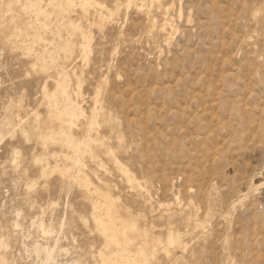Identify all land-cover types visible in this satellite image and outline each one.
<instances>
[{"label":"rangeland","instance_id":"1","mask_svg":"<svg viewBox=\"0 0 264 264\" xmlns=\"http://www.w3.org/2000/svg\"><path fill=\"white\" fill-rule=\"evenodd\" d=\"M127 1L0 0V264H264V0Z\"/></svg>","mask_w":264,"mask_h":264},{"label":"bare ground","instance_id":"2","mask_svg":"<svg viewBox=\"0 0 264 264\" xmlns=\"http://www.w3.org/2000/svg\"><path fill=\"white\" fill-rule=\"evenodd\" d=\"M63 2H65V3H67L66 1H68V4L70 3L69 1H71L72 2V0H62ZM91 0H81V2H82V5H86L87 3H89ZM92 1H94V0H92ZM81 2H79V3H81ZM127 2H131L130 0L129 1H127ZM126 2V3H127ZM152 2H155V1H152ZM159 1H157V3H158ZM62 3V2H61ZM73 3V2H72ZM71 3V4H72ZM132 3H133V1H132ZM135 3V2H134ZM128 4V3H127ZM136 4V3H135ZM81 5V6H82ZM87 5H91V4H87ZM86 5V6H87ZM99 5V4H98ZM150 5H152V4H150ZM64 6V5H63ZM100 6V5H99ZM68 7V6H67ZM101 7H103L102 5H101ZM42 10V9H41ZM71 12V11H70ZM163 18H165V17H163ZM66 19V18H65ZM169 19V18H168ZM166 20V19H165ZM163 21H164V19H163ZM166 22H167V20H166ZM170 22H171V20H170ZM160 23V22H159ZM158 23V24H159ZM163 23V22H162ZM164 23H165V21H164ZM156 24V23H155ZM166 24V23H165ZM157 25V24H156ZM159 25H161V23L159 24ZM159 25H158V27H159ZM168 25V24H167ZM167 25H165V26H167ZM170 26V25H169ZM168 26V27H169ZM172 26V25H171ZM173 27V26H172ZM171 27V28H172ZM165 28V27H164ZM170 28V29H171ZM161 29H163V26L161 27ZM157 30V29H156ZM165 30V29H164ZM167 30V29H166ZM165 30V31H166ZM165 31H163V32H165ZM84 33V32H83ZM86 35V34H85ZM165 35V34H164ZM83 37V36H82ZM167 39V38H166ZM82 41L80 42V48H81V50H82V52H83V54H84V56L86 57L87 56V54H88V51H89V47H90V45H89V39H88V37H87V35L83 38V39H81ZM169 41V40H168ZM63 46V45H62ZM66 67V66H65ZM67 68V67H66ZM65 70V69H64ZM65 71H67V69L65 70ZM64 71V72H65ZM65 74V73H64ZM45 91H46V96L47 97H49V98H54L53 100L55 101V99H56V104L58 103V102H60L57 98H59L60 96H61V98H62V100L65 102V104H67L68 106H69V110H62V111H55V112H53V114L51 115V121L52 122H56V124L58 125V128L62 131V133H63V135H65V137H66V135H69L70 133H71V129H72V127L74 126V125H76V120L80 117V116H84V115H86V112H85V109L80 105V104H78V103H75L74 102V100L70 97V95H69V93H68V90H67V81H66V78H65V76L63 75L62 77H61V79L56 83V86L55 87H53L52 89H50V90H47V89H45ZM80 93V87L78 88V91H77V93L76 94H79ZM58 100V101H57ZM61 100V101H62ZM96 101H97V99H96ZM59 104V103H58ZM66 105V106H67ZM56 107H57V105H56ZM58 108V107H57ZM62 109V108H61ZM93 113V112H92ZM91 115H93V114H91ZM96 117H97V115H96ZM92 118V117H91ZM90 122H89V124H88V130L90 131V129L92 128L93 129V125H95V124H97L98 123V121H97V119H95L94 118V116H93V118L91 119V120H89ZM56 128H57V126H56ZM88 131V132H89ZM61 133V134H62ZM89 134V133H88ZM87 136H89V135H87ZM2 137H3V135H2V132L0 131V140L2 139ZM60 138V137H59ZM89 138V137H88ZM93 138V137H92ZM97 138V137H96ZM96 138H94V139H96ZM51 139H52V137H51ZM54 139V138H53ZM70 139V138H69ZM72 139V138H71ZM93 139V140H94ZM99 139V138H98ZM101 139V138H100ZM86 140H87V142H88V139L86 138ZM85 140V141H86ZM92 140V139H91ZM61 141H62V139H61ZM65 140H63V142H64ZM70 141H72V140H70ZM81 141V140H80ZM80 141H79V143H80ZM100 142V141H99ZM75 143H76V141H75ZM68 144H69V142H68ZM78 144V143H77ZM98 144V143H97ZM80 145V144H79ZM88 145H90V143L88 144ZM87 145V146H88ZM82 146V145H81ZM109 147V146H108ZM107 147V148H108ZM78 148H80L79 146H78ZM91 147H89V149H90ZM88 149V150H89ZM80 150H82V149H80ZM91 150V149H90ZM109 150H110V148H109ZM90 152V151H89ZM18 153V151L16 150L15 151V155ZM46 161V160H45ZM47 162V161H46ZM116 163H118V164H120V162L118 161V160H116ZM45 167H46V165H44ZM121 166H122V163H121ZM69 168V167H68ZM70 168H71V166H70ZM127 170V169H126ZM125 168H124V173H125ZM78 171V170H77ZM81 171V170H80ZM49 172V171H48ZM50 173V172H49ZM48 173V174H49ZM126 173H127V171H126ZM129 173V172H128ZM46 176V175H45ZM132 176V175H131ZM128 179V178H127ZM130 179V178H129ZM132 179V178H131ZM134 180H135V177H134ZM132 181V180H131ZM136 182V181H135ZM91 184V183H90ZM140 184V183H139ZM95 187V186H94ZM96 188V187H95ZM93 189V188H92ZM98 190V189H97ZM94 191V190H93ZM100 191V190H99ZM97 192V191H96ZM101 192V191H100ZM103 193V192H102ZM105 194V193H104ZM102 197V196H101ZM110 198V197H109ZM97 200V199H96ZM110 200V199H109ZM104 203V202H103ZM92 204V203H91ZM102 204V203H101ZM93 206H94V204H93ZM97 206V205H96ZM106 206V212L107 213H109V214H111V215H113L112 213L114 212V207H115V203H114V200L112 199V200H110V201H107V204L105 205ZM104 210V209H103ZM106 215V214H105ZM115 216V215H114ZM100 218V217H99ZM103 218V217H102ZM116 218V217H115ZM117 218H119V217H117ZM192 218V217H191ZM108 219H111V218H108ZM112 219H113V216H112ZM196 219V218H195ZM115 220V219H114ZM113 220V221H114ZM189 220V219H188ZM119 221V220H118ZM117 221V222H118ZM101 222V221H100ZM115 223H116V221H114ZM121 223V222H120ZM125 224H126V222H124ZM129 223V222H128ZM131 224V223H130ZM130 224H128V226L130 225ZM197 224V223H196ZM14 225L16 226L17 225V223H14ZM111 225H113V226H116V225H114V224H111ZM127 225H126V227H128ZM39 227H40V229L42 230V232L43 233H46V232H48L49 233V230H51V228H48V229H46L45 227H44V224L43 223H40L39 224ZM118 227H120L119 225H118ZM123 227H125V226H123ZM129 227H132V226H129ZM123 229V228H122ZM131 229V228H130ZM108 230V229H107ZM111 230V229H110ZM120 230H121V228H120ZM124 230V229H123ZM126 230H128V229H126ZM125 230V231H126ZM119 231V230H118ZM120 232V231H119ZM119 232H117V240H118V236H119ZM124 233V232H123ZM121 235V234H120ZM124 236V235H123ZM123 236H122V238H123ZM116 239V238H115ZM121 239V238H120ZM125 239V238H124ZM116 240V241H117ZM179 240H180V236L179 235H177L176 234V236L175 235H173V234H168V237H167V245H172V244H175V243H178L179 242ZM111 241V240H110ZM155 242V241H154ZM3 243V242H2ZM117 243V242H116ZM119 243H120V241H119ZM154 244V243H153ZM167 245H166V247H167ZM162 246V245H161ZM53 248V247H52ZM163 248V247H162ZM45 250H46V258H44L45 260L42 262V264H46L47 262H48V260H50L51 259V254H52V251H53V249H49L48 247H46V248H44ZM142 249V248H141ZM141 249H139V251L141 250ZM37 250H38V247H37ZM118 250V249H117ZM155 250V249H154ZM166 251H167V249H166ZM103 253H105V252H103ZM123 254V253H122ZM126 255V254H125ZM124 255V256H125ZM105 256V255H104ZM114 256V255H113ZM119 256V255H118ZM128 256V255H127ZM111 257V256H110ZM109 257V258H110ZM122 257V256H121ZM115 258V257H114ZM118 258H120V257H118ZM117 258V259H118ZM125 258V257H124ZM126 259V258H125ZM130 259V258H129ZM128 259V260H129ZM110 260V259H109ZM113 260V259H112ZM111 260V261H112ZM119 260H121V259H119ZM139 260V259H138ZM118 260H116L115 262H117ZM109 262V261H108ZM115 262H114V264H115ZM130 262H132V260L130 261ZM120 263V262H119ZM112 264V263H111ZM131 264V263H130ZM139 264V263H138Z\"/></svg>","mask_w":264,"mask_h":264}]
</instances>
